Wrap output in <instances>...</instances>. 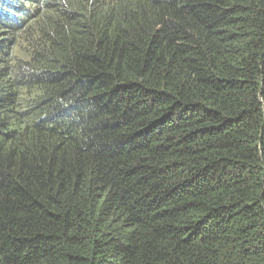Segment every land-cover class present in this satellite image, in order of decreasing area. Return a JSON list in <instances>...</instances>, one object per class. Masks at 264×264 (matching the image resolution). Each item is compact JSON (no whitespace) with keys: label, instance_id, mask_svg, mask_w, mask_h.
Segmentation results:
<instances>
[{"label":"trees","instance_id":"1","mask_svg":"<svg viewBox=\"0 0 264 264\" xmlns=\"http://www.w3.org/2000/svg\"><path fill=\"white\" fill-rule=\"evenodd\" d=\"M0 264H264V0H0Z\"/></svg>","mask_w":264,"mask_h":264}]
</instances>
